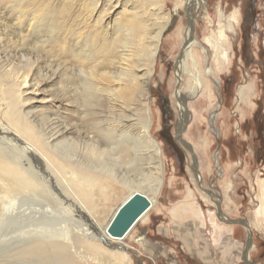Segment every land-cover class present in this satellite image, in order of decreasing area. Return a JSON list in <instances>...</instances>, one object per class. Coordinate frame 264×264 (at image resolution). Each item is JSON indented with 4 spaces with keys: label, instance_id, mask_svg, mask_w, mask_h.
Returning <instances> with one entry per match:
<instances>
[{
    "label": "rangeland",
    "instance_id": "rangeland-1",
    "mask_svg": "<svg viewBox=\"0 0 264 264\" xmlns=\"http://www.w3.org/2000/svg\"><path fill=\"white\" fill-rule=\"evenodd\" d=\"M179 1L165 0L162 17L166 18V14L171 17L165 20L150 83L151 134L162 148L163 187L152 209L120 239L119 231L125 227L126 220L120 216L113 221V217L119 214L125 199L132 192L121 189L113 180L103 184L104 188L99 186V199L107 200L103 203L105 209L98 208L100 213L97 218L111 227V243H106L116 245L115 249H119L127 259L121 263L102 254H93L95 259L92 264H138L142 247L147 248V243L152 244L162 234L175 236L189 231L193 240H204L209 247L214 243L219 248L233 238L232 229L239 228V224L229 221L232 219L249 223L253 240L247 246L245 255L251 254L248 258L250 262L257 259L255 264H264V120L261 130L263 147L255 149L259 144H254L258 133L252 123L255 100L250 94L246 97L247 90L258 83L256 77L249 82L243 97L238 95V88L244 84L243 79L249 73L247 62L241 55L243 41L239 24L242 21L240 4L243 0H200L195 8L187 10L183 5L175 13ZM147 2L151 0H40L43 11L38 15L41 18L34 21L36 24L30 28L29 19L39 5L28 7L23 3L19 6L22 0L20 3L18 0H0V92L9 83L22 84L24 76L30 74V82L40 90L35 92L37 95L28 93L27 97L36 99H30L33 103L28 102L26 111L31 112L33 123L39 129L69 130L73 142L68 143L65 149L69 153L76 151L74 155L70 154L74 157L72 162L83 158L95 168L104 162L105 173L111 170L121 174L126 172L119 162L111 164L110 160L103 161L97 156L89 158L87 151L88 136L101 131L100 128L112 127L116 119L114 109L120 108L113 107L114 102L109 100L114 98L113 95L99 91L97 78L91 77L89 65L105 59H99L97 54L91 55L94 48L91 41L96 36L99 17L106 22L110 33L116 24L135 11V6L145 4L150 8ZM148 17L153 25L151 28L158 29L160 20L154 19L155 15L150 17L149 13ZM19 20L25 28L24 34L20 32ZM190 26L197 41L194 52L198 64L191 61L189 68L195 71L198 66L204 82L197 93L190 92L194 86L192 75L187 70H178L180 60L185 58L182 53ZM254 28L253 25L247 47L248 54L252 56L264 45V14L258 17ZM96 34L100 35L98 38L104 37ZM58 36L64 38L67 48L84 53L94 61L76 58L69 49V54L61 50L62 42H59ZM62 51H66L65 54ZM1 93L0 98H3ZM90 94L95 97L92 96L93 102L87 105ZM181 104L187 110L182 124ZM106 115L109 117L107 120L104 118ZM3 121L7 126L8 119ZM12 224L0 222V264H33L21 252L25 239H18L17 228L10 226ZM235 234L236 237H244L243 232L236 231ZM246 237L249 239V232ZM48 256L52 257L51 254ZM53 259L44 264L60 263Z\"/></svg>",
    "mask_w": 264,
    "mask_h": 264
},
{
    "label": "bare ground",
    "instance_id": "bare-ground-1",
    "mask_svg": "<svg viewBox=\"0 0 264 264\" xmlns=\"http://www.w3.org/2000/svg\"><path fill=\"white\" fill-rule=\"evenodd\" d=\"M18 1L20 3V0ZM39 2L40 0H22V4L19 5L23 3L28 7L39 5L34 16L29 19L30 28L41 18L38 14L43 11V5ZM147 3L150 4V8L145 4L135 6V11L129 14L127 19L116 24L110 33L106 29V22L104 23L102 17H99L96 33L104 37L98 38L97 36L100 35L95 33L96 36L91 41L94 47L91 55L97 54L99 59L105 58L99 63L89 65L91 77L97 78L99 91L113 95L114 98L109 99L114 102L113 107L120 106V108L116 111L114 109L116 119L113 120L112 127L108 125L109 128L108 126L100 128L101 131L88 136L87 151L89 158L97 156L103 158V161L110 160L113 164L119 162L126 168L124 174L114 173V170L105 173L104 162L95 168L86 162L87 159L86 161L82 157L79 159L80 155L76 156L78 158L76 160L80 161L72 162L74 157L72 158L70 154L74 155L76 151L69 153L65 149L73 142L69 130L47 131V128L39 129L33 123L31 112L26 111V108L30 99L34 100L36 97L29 98L27 95L40 89L35 87V83L30 82V74L24 76L22 84L9 83L3 86L2 93L0 92L3 94V98H0V222L2 224L15 222L10 226L17 228L18 239H25L21 252L28 256L33 264H44L45 261H51L53 258V261L60 262L58 264H92L96 254L123 263L127 258H124L119 249H115L116 245L111 246L106 243L112 239L109 235L110 224H104L105 221L102 222V219L97 218V214L100 213L98 208L105 209L103 203L107 200L99 199L97 195L99 186L104 188L103 184L113 180L121 189H129L132 192L129 197H125L119 214L113 217V221L120 216L126 220L125 227L119 231L120 239H123L138 220L152 209L161 192L164 182L162 148L151 134L153 115L150 83L155 72L153 65L159 53L165 20H169L171 16L166 14V18L162 17L163 8L166 6L165 0H151ZM198 4L200 0H180L174 12L177 13L183 5L190 10ZM148 13L150 17L154 18L155 15L154 19L160 20L158 29L151 28L153 25L149 23L151 19ZM18 18L21 20L20 17ZM20 20L17 22L19 23ZM19 24L20 32L23 33L25 28L21 23ZM58 39L62 42L61 50L69 49L68 51H71L70 53L76 58L84 57L85 61H94L84 53L67 48L63 37ZM196 43L190 26L182 53L185 58L180 60L178 70L179 72L187 70L192 75L194 86L190 89L191 93H197L204 85L198 66L195 71L189 68L191 61L198 64L194 52ZM66 51L62 52L65 54ZM89 96L87 105L88 102H93L92 96L95 97L92 94ZM181 106L183 118L180 124L187 116L186 107L184 104ZM91 114L94 116L93 113ZM107 117L104 116L105 119ZM4 119L9 121L7 126L4 124ZM108 156L110 159H107ZM4 194L12 195L8 197ZM250 244L252 242H249ZM49 254L52 257L48 256ZM246 256L247 259L251 258L250 254Z\"/></svg>",
    "mask_w": 264,
    "mask_h": 264
},
{
    "label": "crops",
    "instance_id": "crops-1",
    "mask_svg": "<svg viewBox=\"0 0 264 264\" xmlns=\"http://www.w3.org/2000/svg\"><path fill=\"white\" fill-rule=\"evenodd\" d=\"M233 224H239V228L232 229L233 238H229L219 248L214 246V243L209 247L208 242L204 240H193L189 231L177 233L175 236L162 234L161 238L153 240L152 244L147 243V248L142 247L144 252H141L142 257H139L138 264H255L257 259L250 262L251 259L248 260L245 255L249 245V239L246 237L248 227L241 223ZM236 231L240 234L243 232L244 237H236Z\"/></svg>",
    "mask_w": 264,
    "mask_h": 264
},
{
    "label": "flooded vegetation",
    "instance_id": "flooded-vegetation-1",
    "mask_svg": "<svg viewBox=\"0 0 264 264\" xmlns=\"http://www.w3.org/2000/svg\"><path fill=\"white\" fill-rule=\"evenodd\" d=\"M240 5L242 21L241 24H239V28L243 41L241 55L247 62L248 68L246 69L249 70V73H247L246 77L243 79L244 84L239 86L238 95L239 97H243L244 93L249 87V82H253L256 77L258 83H255L249 91L247 90L246 94V97H248L250 94V97L255 100V109L252 123L255 131L258 133L257 138L254 140V144L255 142L256 144L259 143L255 147L256 149L258 146L261 148L263 147V136L261 134V130L263 125L262 122L264 120V45L259 48L258 52L253 54V56L248 54L247 47L248 37H250L253 30L252 26L254 25L256 28V20H258V17L261 14H264V0H243ZM256 84H258V86H256ZM228 90V87H226L227 92H229Z\"/></svg>",
    "mask_w": 264,
    "mask_h": 264
},
{
    "label": "water",
    "instance_id": "water-1",
    "mask_svg": "<svg viewBox=\"0 0 264 264\" xmlns=\"http://www.w3.org/2000/svg\"><path fill=\"white\" fill-rule=\"evenodd\" d=\"M229 221L231 223H241V224H245L248 227V229H249V242H252V240H253V238H252V231L250 230V227H249L247 221H245V220H235V219H232V220H229Z\"/></svg>",
    "mask_w": 264,
    "mask_h": 264
}]
</instances>
